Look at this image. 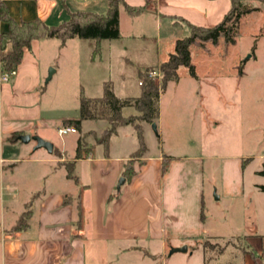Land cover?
Instances as JSON below:
<instances>
[{"label": "crops", "instance_id": "0c3cea01", "mask_svg": "<svg viewBox=\"0 0 264 264\" xmlns=\"http://www.w3.org/2000/svg\"><path fill=\"white\" fill-rule=\"evenodd\" d=\"M109 1L0 0V4L17 23L41 19L55 26L78 11L106 14ZM123 1L134 8L149 7L139 16L157 14L160 9L178 20V26L182 20L207 28L219 24L231 8V1H226L222 12L216 14L211 1L184 0L179 3L185 9L182 13L181 8L177 12L166 10L164 0ZM8 32V25L0 20V35ZM120 32L122 38L111 41L124 39L121 13ZM76 40L88 42L91 56L90 41L75 38L63 44L57 39L36 40L31 50L25 51L11 81H0V201L4 204L0 215V264H264L262 143L256 141V147H260L257 150L249 144L241 153L219 149L207 152L203 147L196 149L195 142L177 154L167 150L152 153L147 147V153L134 160L136 174L127 181L125 171L139 148L119 147L115 141L129 126L118 129L107 149L96 142L83 151L81 159H76L77 146L69 152L55 142L54 132L65 127L62 122L76 118L59 116L46 107L44 83L50 69L55 70L52 79L61 70L60 63L56 64L57 55ZM117 43H113L114 49L109 47L105 58L118 57L125 66L137 65L138 74L167 61L158 58L157 64L151 65L147 55L150 51L133 44H120L117 56ZM54 46L56 52L51 55ZM128 54L137 58L141 54L143 62L134 61ZM99 57L102 61L103 52ZM125 80L123 76L122 95L110 82L115 95L119 99L138 98L141 89H128ZM105 83L95 96L87 98L102 97ZM125 109L133 108L122 112ZM157 121H161V114ZM87 122H83L82 132ZM93 122H106L108 127L107 121ZM73 133L80 136L76 129ZM12 135L18 137L12 140ZM30 135L52 142L57 153L47 151L36 156L39 149L23 156L27 151L21 138ZM69 162L74 163L78 182L68 178ZM122 178L125 184L118 190ZM31 179L40 185L39 190L31 193L21 214L12 216L18 181ZM3 192L9 193L8 206ZM28 204L32 214L27 228L12 231ZM206 241L229 243L220 254L210 256L203 246ZM184 246L188 247L186 253L170 255L171 249ZM197 254L199 259H195Z\"/></svg>", "mask_w": 264, "mask_h": 264}, {"label": "rangeland", "instance_id": "374dc122", "mask_svg": "<svg viewBox=\"0 0 264 264\" xmlns=\"http://www.w3.org/2000/svg\"><path fill=\"white\" fill-rule=\"evenodd\" d=\"M180 1L184 2L164 0V8L171 12H177V9L181 8L183 13L185 9L179 5ZM206 1L214 3L212 5L216 7V14L222 12L226 1L230 2V0ZM242 3L245 7L256 10L241 18L235 35V45L229 44L224 38L217 44L210 41L196 42L191 48L196 77L190 74L188 68L181 67L177 79L170 81L161 91L159 102L161 121L155 122L157 131L153 124L143 123L145 144L152 153L167 150L177 154L180 149L187 150L189 144L193 142L197 143L196 149L203 147L207 152L219 149L241 153L249 144H253V149L257 150L260 147H256V141L262 143L264 148V2L243 0ZM148 9L147 6L144 12ZM120 13L124 39L118 43L104 41L102 61L100 57L92 59L91 49L86 46L88 42L79 40L68 44L57 55L56 64L60 63L61 70L50 81H47L48 75L44 83L46 90L44 99L46 107L53 109L59 116L78 119L81 91L86 97L95 96L105 81L113 82L116 93L122 95L120 85L125 76L126 87L139 91L137 65L125 66L123 59L118 57L114 60L105 58L109 47L114 49L113 43H117L115 50L120 49V44L127 47L133 44L147 52L150 51L147 54L151 59L150 64L156 65L158 58L168 60V54L174 51L175 40L191 34L186 22L181 20L178 24L183 23L178 26L176 24L178 20L166 16L160 9L157 14L152 12L137 18L128 15L123 8L120 9ZM56 47L51 49V55L54 54V50L56 52ZM118 54L120 50L117 56ZM128 55L136 62H143L141 54L138 58L133 54ZM45 58L48 59V56ZM145 71H158L160 76L155 82L161 86L164 77L161 66ZM136 114L134 108L125 109L123 112L124 116ZM109 126L108 123L107 127L106 122L85 123L82 150L95 145L104 133L101 134L102 130L105 131ZM125 131V135L115 141L116 145L129 149L135 147L137 150L140 144L135 130L129 126ZM54 133L57 138L55 142L60 146L64 145L69 152L77 146L80 137L78 134L72 133L61 137L57 131ZM30 137L28 143L22 142V147L27 151L23 156H26L28 151L33 152L36 149L35 135ZM46 152V149H40L36 156ZM17 184V190L13 192L12 216L21 214L24 204L30 202L31 193L40 188L37 181L32 179L19 180ZM3 193L5 206H8L9 193ZM3 205L0 201V215ZM228 243L206 241L203 246L210 256H217ZM195 259H199L198 254Z\"/></svg>", "mask_w": 264, "mask_h": 264}, {"label": "trees", "instance_id": "16d2710c", "mask_svg": "<svg viewBox=\"0 0 264 264\" xmlns=\"http://www.w3.org/2000/svg\"><path fill=\"white\" fill-rule=\"evenodd\" d=\"M231 8L224 16L223 20L214 27H199L187 22L191 34L183 39H179L175 45V51L168 60L161 65L164 75L161 86L149 78V72H140L141 94L138 98L119 99L112 87V83L104 84L103 96L100 98H87L85 93L80 94V117L75 120H65L62 125L74 127L80 134L77 141L76 159L82 157V124L85 121H107L109 128L105 129L98 144L106 149L112 136L121 127L132 126L138 136L140 147L132 155L130 165L125 171V177L130 180L136 171L133 162L137 158H142L148 151L144 139L143 123L155 124L160 115V95L161 91L170 81L177 79L180 67L188 68L190 74L196 77L195 67L192 65V46L200 42H212L217 44L224 38L229 44L235 45V35L239 28V23L244 15L254 12L243 5V0H230ZM263 1L264 0H260ZM121 6L131 16H139L146 7L134 8L123 0H110L109 9L106 14L78 11L70 14V18L55 26L48 25L41 19L32 22L17 23L9 14L7 7L0 4V20L9 27V32L0 35V69L2 73L17 71L26 50H31L32 43L41 39H57L65 44L70 39L78 38L83 41L93 43L92 59L99 57L102 52V42L108 40H119L122 38L120 32V8ZM132 107L136 110V115L124 116L123 109ZM18 135H12L15 140ZM57 153V150H54ZM68 178L78 182L74 175V163L66 164ZM260 174L264 175V171ZM264 190V187H262ZM31 204L27 205V211L19 218L12 231H20L27 228L31 219Z\"/></svg>", "mask_w": 264, "mask_h": 264}, {"label": "water", "instance_id": "95a60500", "mask_svg": "<svg viewBox=\"0 0 264 264\" xmlns=\"http://www.w3.org/2000/svg\"><path fill=\"white\" fill-rule=\"evenodd\" d=\"M55 73L54 69H50L49 71V77L47 79V81H50L52 79L53 74ZM153 127L155 129V131H157V126L156 124H153ZM31 137L30 136H24L21 138L22 142L24 143H28L30 141ZM34 140L37 142V146L35 150H39V149H46L48 151V153L52 154L54 152V144L48 141L43 140L41 137L35 136ZM125 184V179L122 178L119 181V185H118V190H120L121 186ZM188 251V247L184 246L182 248H175V249H171L170 251V255H173L175 253H186Z\"/></svg>", "mask_w": 264, "mask_h": 264}, {"label": "built area", "instance_id": "2783aa9c", "mask_svg": "<svg viewBox=\"0 0 264 264\" xmlns=\"http://www.w3.org/2000/svg\"><path fill=\"white\" fill-rule=\"evenodd\" d=\"M16 75V71L10 72V73H1L0 75V81L3 83H9L12 79L13 76ZM160 76V73L158 71H150L149 72V78L152 79L153 81H156V78ZM157 83V82H156ZM139 85L141 86V82H139ZM75 132V128L70 126V127H61L58 129V134L61 137H64L70 133Z\"/></svg>", "mask_w": 264, "mask_h": 264}]
</instances>
